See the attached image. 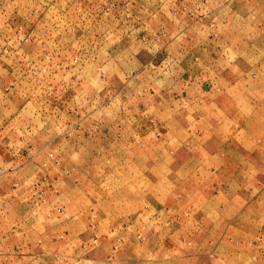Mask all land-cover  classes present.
<instances>
[{
  "label": "rangeland",
  "instance_id": "374dc122",
  "mask_svg": "<svg viewBox=\"0 0 264 264\" xmlns=\"http://www.w3.org/2000/svg\"><path fill=\"white\" fill-rule=\"evenodd\" d=\"M262 35L264 0H0V264H264Z\"/></svg>",
  "mask_w": 264,
  "mask_h": 264
},
{
  "label": "crops",
  "instance_id": "0c3cea01",
  "mask_svg": "<svg viewBox=\"0 0 264 264\" xmlns=\"http://www.w3.org/2000/svg\"><path fill=\"white\" fill-rule=\"evenodd\" d=\"M262 39V38H264V35H262L261 37H259V39ZM253 52H258V53H260V55H264V46L262 45V46H258L257 48H255V51H254V49H253ZM255 67L256 66H254V67H251V68H254L255 69ZM256 69H260L261 71H263L264 70V62H262V63H260V64H258V66L256 67ZM235 80H237L238 82H235L234 84H237V86L236 87H239V85L238 84H241L240 82H241V79H239V78H236ZM234 84H233V82H232V79H229V81L227 82V87H228V89L229 90H231V89H234V91L236 92L237 91V89H236V87H231V88H229V86H234ZM239 150V152H241V156L242 157H245L246 155H247V153H248V150L251 152V151H257L258 152V155H259V157H260V159H261V161H262V163H264V147L263 148H258L257 149V147H255L254 149L251 147V148H248V147H242V148H240V149H238ZM244 160V159H243ZM230 161H229V159H228V161H227V163H229ZM245 164L246 162H245V160L243 161V162H241V163H239V164ZM235 164V163H234Z\"/></svg>",
  "mask_w": 264,
  "mask_h": 264
}]
</instances>
